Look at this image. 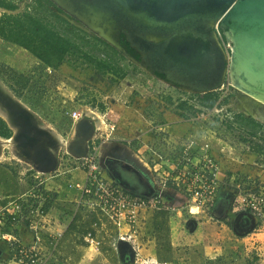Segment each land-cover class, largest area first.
Wrapping results in <instances>:
<instances>
[{"label": "rangeland", "instance_id": "1", "mask_svg": "<svg viewBox=\"0 0 264 264\" xmlns=\"http://www.w3.org/2000/svg\"><path fill=\"white\" fill-rule=\"evenodd\" d=\"M12 1L15 9L0 8V16L28 12V7L35 6L34 0ZM50 8L65 21L56 27V21L49 17L62 37L38 54L0 39V83L14 96L8 86L16 87L15 78L29 79L28 87L22 91L26 102L16 98L41 123L66 143L74 134L70 114L95 113L103 126L89 143V152L100 147L101 152L124 147L147 171L151 168V182L158 190L162 181L171 182L180 172L175 170L176 163L182 167L187 158L209 155L217 168L214 201L220 191H231L235 196L248 186H259L264 193V109L259 110L253 101L239 96L229 85L227 72L224 81L211 91L218 96L214 107L205 108L198 103L199 93L165 81L122 52H112L94 36L83 33L80 24ZM66 20L74 26L68 28L72 34L63 31L69 25ZM77 36H83V40ZM238 114L261 124L260 128L242 127L236 120ZM3 147L0 164L12 168L16 175L22 173L27 189L31 184L28 169L33 166L28 158L13 154V141ZM67 148L59 146L55 151L61 163L68 159L58 166L59 172L75 167ZM45 177L47 182L53 179ZM185 178L179 183L182 195L178 196L183 201L169 213L172 228L180 234L173 236L177 244L173 264H264V251L260 249L264 246V231L253 230L244 237L235 234L232 224H227L236 215L231 216L229 206L219 219L211 215V210L201 214L193 208L190 214L188 192L183 190V184L188 182ZM123 181L122 188L131 195L153 196L150 182L141 174L126 172ZM162 206L167 209L163 203ZM153 213L146 211L145 216ZM169 239L172 235L167 233L160 240L167 243ZM151 252V247H143L142 258L151 259ZM3 257L0 253V260ZM132 262L125 257L120 264Z\"/></svg>", "mask_w": 264, "mask_h": 264}, {"label": "water", "instance_id": "2", "mask_svg": "<svg viewBox=\"0 0 264 264\" xmlns=\"http://www.w3.org/2000/svg\"><path fill=\"white\" fill-rule=\"evenodd\" d=\"M51 1L59 9L68 12V8L60 1ZM118 2L122 6L129 5L137 11H141L143 23L157 26L168 25L186 16L199 15L206 10L223 7L217 23L223 33L224 41L230 44V52L228 57L226 56L229 85L239 93V96L258 98L262 103L258 109H264V0H118ZM154 16L156 19H153ZM95 20L99 21L98 17L95 16ZM96 21L91 24L87 23V27L97 37L114 50L122 52L144 67L124 51L111 37L110 31H98L93 27L92 24ZM189 41L192 42V47L189 45ZM205 44L200 38L187 37L185 39L181 37L169 45L166 53L175 61L193 64L202 57ZM217 86L197 90L195 93L205 94L214 91ZM0 107L4 114V117L0 118L12 132L10 139L18 149L25 152L34 170L42 174L54 172L58 166V157L55 154L58 145L50 132L39 127L37 115L22 103L18 104V99L6 91L1 84ZM73 132L75 139L68 145L69 155L74 159L84 158L88 153L89 143L94 139V122L82 113L81 117L73 124ZM99 163L105 172L116 176L115 182L120 186H123L122 183H124L120 179L121 172H133L147 178L153 196L161 197L164 193L159 192L161 190L153 186L150 172L142 167L124 147L120 149V154H115L110 148L101 152ZM114 164L119 166L112 167L111 165ZM233 217L235 224L240 225V229L237 231L232 227V230L241 237L248 235L256 227L255 218L247 212L237 213ZM231 223L232 220L230 225ZM116 250L121 261L125 257L130 262L133 261L134 255L127 243L118 242Z\"/></svg>", "mask_w": 264, "mask_h": 264}, {"label": "built area", "instance_id": "3", "mask_svg": "<svg viewBox=\"0 0 264 264\" xmlns=\"http://www.w3.org/2000/svg\"><path fill=\"white\" fill-rule=\"evenodd\" d=\"M216 31L218 36L221 37L220 39H222L221 45L228 57L230 44L224 41L220 34L221 30L216 29ZM81 115L82 112H72L70 114L73 124ZM205 147L207 148L206 145ZM101 149L100 147L94 153H90L88 150L84 158L74 159L75 167L73 169L83 171L84 180L82 184L69 185V187L76 188L81 192L78 204L98 210L115 226L117 243L120 241L127 243L133 252L132 264H158L142 258L138 241L137 223L140 213L146 211L159 212L167 209L163 208V202L159 195L148 198L134 196L109 181L99 163ZM158 159H160V156ZM67 160L61 163L58 158V166L64 165ZM176 165L178 168H175V170H180V172L170 179L171 183L166 179L162 181L161 190L165 187L167 188L169 183L175 189H179V183L183 182V178L188 177L185 178L188 181L187 184H183V190L188 192V212L190 214L193 213V208L196 209L195 213L199 212L201 214L211 210L210 208L215 203L217 171L212 158L209 155H204L198 159L194 157L187 158L186 164L182 165L187 171H184L179 163H176ZM28 172H30L31 184L26 191L0 208V253L5 255V260L9 264L46 263V258L42 255L39 248L41 232L47 215L45 205L52 201L51 192L46 188L48 179L45 176H49V179H52L58 173L54 171L49 174H42L34 170L33 167L29 168ZM261 189L259 186H248L241 192L237 191L228 207L231 216L240 212L251 214L256 220L257 228L254 231L260 232L264 231V193L260 192ZM19 226L25 227L29 235L28 240L16 234ZM60 237V233L56 232L54 234V240L52 241L53 250L56 247L57 239ZM84 241L88 246L96 247L99 245V242L91 233L85 235Z\"/></svg>", "mask_w": 264, "mask_h": 264}, {"label": "flooded vegetation", "instance_id": "4", "mask_svg": "<svg viewBox=\"0 0 264 264\" xmlns=\"http://www.w3.org/2000/svg\"><path fill=\"white\" fill-rule=\"evenodd\" d=\"M34 1L35 6L39 2L47 6L53 13L56 12L50 7L58 10L71 21L80 24L83 27V33L101 40L87 27V23L91 24L96 21L94 16L98 17L99 21L92 24L93 27L95 26L98 31H110L111 37L118 42L125 52L138 60L146 70L184 90L195 92L212 88L221 84L225 79L226 55L221 45L222 39L216 31L219 29L217 21L223 7L209 9L199 15L186 16L168 25L157 26L143 23L141 11H137L129 5L127 7L122 6L118 0H58L68 8V12L59 9L51 0ZM28 9L29 12L30 8L28 7ZM153 19H156L155 16ZM67 22L70 29L74 27L69 21ZM220 34L223 37L222 31ZM181 37L185 39L187 37L200 38L206 43V47L202 50L203 55L198 62L184 64L168 56L166 49ZM189 45L192 47L191 41H189ZM103 150L106 151L107 149ZM112 151H120V149ZM111 166L118 167L119 165ZM121 174L120 179L123 180L124 172ZM105 176L112 183L117 180L112 173L109 175L105 172ZM231 224L237 231L240 229V225L235 224L234 220Z\"/></svg>", "mask_w": 264, "mask_h": 264}, {"label": "crops", "instance_id": "5", "mask_svg": "<svg viewBox=\"0 0 264 264\" xmlns=\"http://www.w3.org/2000/svg\"><path fill=\"white\" fill-rule=\"evenodd\" d=\"M71 162L73 163L72 160ZM147 164L149 165V163ZM55 172H58V174H55L54 178L46 183L47 190L51 192L52 201L50 202V207L46 210L47 215L41 232V242L39 243L42 255L46 258L45 264H120L121 260L116 250L117 230L115 226L98 210L78 204L81 192L76 188L69 187V185L82 184L84 173L77 169L63 172L55 170ZM15 174L12 168L0 164V208L26 191L21 178L22 173ZM113 184L123 190L122 186L117 182L113 181ZM163 190L166 191H164L161 199L167 208L164 226L165 231L169 233V237L172 235V239L164 243L170 245L172 251L171 259L161 263L155 260L157 248L162 247L161 245L164 243L156 238L157 235H161V232L159 234L154 232L153 234L145 233V226L149 225L152 214L145 216L146 212L140 213L137 223L139 228L138 241L141 249L143 247H151L152 252L149 254L151 259L148 258L149 260L158 264H173L175 259L173 252L176 250L177 245L173 236L177 234L176 230L178 229L172 228L169 213L173 211L172 208L177 207L180 201H183V198L178 196L182 195L179 189L167 187ZM232 197L231 191L230 193L220 191L213 206L215 207L219 200H225L227 206H229ZM214 207L211 208V211ZM56 232L60 233L61 237L57 239L56 247L53 250L52 241ZM87 233H91L99 242L98 246H88L84 241ZM16 234L27 240L29 239L25 227L19 226ZM261 236L264 237V233ZM260 249L264 251V246H261ZM0 264H9L5 260V255L0 260Z\"/></svg>", "mask_w": 264, "mask_h": 264}, {"label": "trees", "instance_id": "6", "mask_svg": "<svg viewBox=\"0 0 264 264\" xmlns=\"http://www.w3.org/2000/svg\"><path fill=\"white\" fill-rule=\"evenodd\" d=\"M0 8L14 10L15 5H13L10 0H0ZM49 17L56 21V23L53 21L56 24V27L59 26V23H65L62 18L51 12L47 6H44L39 2L36 6H33L29 12H24L17 15L2 14L0 16V39L14 43L27 50L29 53L36 55L41 50L53 44L56 40H58V38L62 37V33L57 31L56 27L51 24L52 22L49 20ZM68 26L69 25H67L63 31L72 34L68 29ZM77 37L83 40V36ZM95 39L98 40V42L107 45L112 50V52L116 53V51L104 41H101L97 38ZM28 83L29 79L18 76L15 78L16 87L8 86V88L13 92L15 97L25 101L22 91L28 87ZM196 98L198 103L205 108L214 107L216 101L218 100V96L214 92L198 94ZM236 120L242 124V127L251 128L253 130H258L261 126V124L256 123L251 118L243 117L241 114L236 115ZM11 135V130L0 118V137L8 139L11 137ZM168 186L174 188L170 185V183ZM48 207H50V203L45 205V210H47ZM226 207L227 202L225 200H219V202L216 203L215 207L211 211V215L216 218H221L223 216V212L226 210ZM165 222L166 212L164 210L153 213L149 225L145 226V233L153 234L154 232L159 234V232H161V235L156 236L157 239H161L163 234L165 236L167 234L164 226ZM227 224L230 226V222H227ZM137 231H139L138 226ZM161 246L162 247L157 248L155 260L160 263L167 262L172 257L170 245L164 243Z\"/></svg>", "mask_w": 264, "mask_h": 264}, {"label": "bare ground", "instance_id": "7", "mask_svg": "<svg viewBox=\"0 0 264 264\" xmlns=\"http://www.w3.org/2000/svg\"><path fill=\"white\" fill-rule=\"evenodd\" d=\"M62 1H64V0H62ZM63 3V2H62ZM73 11V10H72ZM93 17V16H92ZM95 17V16H94ZM101 18V17H100ZM94 20V19H93ZM92 20V21H93ZM85 27V26H84ZM95 27V26H94ZM109 27V26H108ZM104 29V28H103ZM95 34V33H94ZM1 84V83H0ZM1 86L6 90V91H8L2 84H1ZM244 98V100H246V101H248V100H251V101H253V106L254 107H259V105H262V103H261V101L258 99V98H255V97H253V96H248V97H243ZM19 103H21L19 100H18V104ZM85 113L86 114H84L86 117H88V118H90V120L91 121H93L94 122V126H95V132H94V137L97 135V134H99L100 133V131H101V128H102V126H103V123H102V121H100L99 120V118H98V116L95 114V113H93V112H91V111H85ZM0 117H4V114L2 113V111H1V107H0ZM37 118H38V124H39V127L42 129V130H44V131H46V132H50V135L56 140V142H57V145H58V147L60 146V147H65V149H66V147H68V145L75 139V133L73 134V136H72V138H71V140H70V142H63V140L61 139V137H60V135L57 133V132H55L53 129H51L50 127H48V126H46V125H44L43 123H41L40 122V119H39V117L37 116ZM93 137V138H94ZM10 142H12V139H10V138H8V139H1L0 138V146H1V148H0V156L1 155H3L2 154V149L4 148L3 147V144H7V143H10ZM12 150H13V154L14 155H17L18 157H21V158H27L26 157V155H25V152L24 151H22V150H20V149H18L16 146L15 147H12ZM131 154V153H130ZM132 157L133 158H135V156H133L132 155ZM1 158V157H0Z\"/></svg>", "mask_w": 264, "mask_h": 264}]
</instances>
